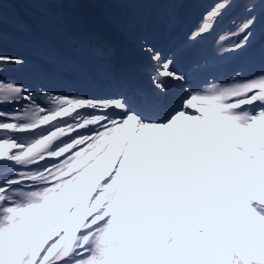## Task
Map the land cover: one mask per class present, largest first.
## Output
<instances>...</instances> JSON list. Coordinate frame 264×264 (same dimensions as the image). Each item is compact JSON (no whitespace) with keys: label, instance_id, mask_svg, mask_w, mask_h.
Masks as SVG:
<instances>
[{"label":"snow or ice","instance_id":"snow-or-ice-1","mask_svg":"<svg viewBox=\"0 0 264 264\" xmlns=\"http://www.w3.org/2000/svg\"><path fill=\"white\" fill-rule=\"evenodd\" d=\"M9 2L0 0V264H264V45L260 67L213 74L264 39V0H216L202 14L187 41L215 34V51L191 66L194 84L147 25L128 26L151 88L110 70L93 91L68 93L3 78L54 71L35 39L12 38L9 50Z\"/></svg>","mask_w":264,"mask_h":264},{"label":"rangeland","instance_id":"rangeland-1","mask_svg":"<svg viewBox=\"0 0 264 264\" xmlns=\"http://www.w3.org/2000/svg\"><path fill=\"white\" fill-rule=\"evenodd\" d=\"M17 3H20V0H13ZM27 1V0H24ZM88 1V0H87ZM89 2V1H88ZM102 5L100 4V2L97 3V5H93L92 7L94 8V11L96 12V16L98 17V19L102 18L100 22H106L107 24H111V13L114 14L115 16L118 15L117 10H115L113 8V6H111V4H113L115 2V0H101ZM28 4H30V8H31V12H29L30 14H39L41 16H43L42 19H37L34 16H28L26 12H23L24 16L27 17L28 21L31 22L30 26L27 27L26 33H28L29 35L34 34V38L36 39V41H39V43L41 45H44V47L49 46L51 47V41L55 42V41H60V40H66V41H71L74 43V38H73V34L72 33V24L71 22H69L68 19V12L65 10L64 6L66 4L65 0H29ZM59 4H61V6L64 8V10L60 9ZM130 3H121L119 4L120 6H124V5H128ZM116 6H118V4H115ZM22 6V5H21ZM113 9V12L111 10V8ZM70 10L75 9V7H69ZM25 11V10H23ZM80 10H77L76 13H78ZM75 13L70 15V18H73V15ZM87 14L86 10L83 12L82 14V19L83 16H85ZM61 18V24H60V29L57 30L55 28V25L57 23L54 22V20L60 21ZM43 22H46L43 23ZM42 26H47L51 29H53L52 32H45L42 29ZM46 35V36H45ZM92 39L94 40L95 37L93 36ZM77 41L79 43H83L81 41H79L77 39ZM9 48H12L9 46ZM13 49V48H12ZM39 58L41 59V56L38 55ZM130 57V56H127ZM134 59V57H133ZM33 77V76H31ZM26 81H28L29 83V77L28 79L25 78ZM59 86L61 88H59ZM74 90V88L72 86H68V85H64V84H60L58 85V91L64 92V93H68L70 91Z\"/></svg>","mask_w":264,"mask_h":264},{"label":"bare ground","instance_id":"bare-ground-1","mask_svg":"<svg viewBox=\"0 0 264 264\" xmlns=\"http://www.w3.org/2000/svg\"><path fill=\"white\" fill-rule=\"evenodd\" d=\"M157 4L159 6L160 2L157 1ZM163 5H164V2H163ZM67 7V11L70 12L69 14H73V19H74V22L75 23H79L81 21H85V22H91V23H94V20L91 18L90 14L87 12V10L85 9V7L80 3L79 0H67V4L65 5ZM114 6V5H113ZM69 7H75V9L73 10H70ZM121 7L120 6H117V7H114L115 10H119ZM77 10H80L78 13H76ZM86 10L87 14L85 16H83V19H82V14L83 12ZM43 17V16H42ZM79 35V37L81 39H78L79 41L83 42V43H88V42H91L93 41L92 38H87L85 39L83 36L84 34H80L77 33ZM95 37V36H94ZM186 37V36H185ZM184 37V39H185ZM124 56H130L128 53H124L123 54Z\"/></svg>","mask_w":264,"mask_h":264},{"label":"trees","instance_id":"trees-1","mask_svg":"<svg viewBox=\"0 0 264 264\" xmlns=\"http://www.w3.org/2000/svg\"><path fill=\"white\" fill-rule=\"evenodd\" d=\"M4 15L12 16L18 19L19 14L14 12V8L10 4L4 5Z\"/></svg>","mask_w":264,"mask_h":264}]
</instances>
